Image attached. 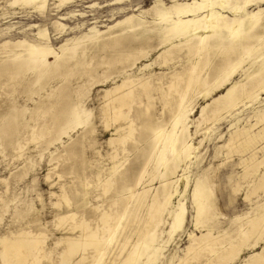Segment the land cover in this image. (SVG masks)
Masks as SVG:
<instances>
[{
	"label": "bare ground",
	"instance_id": "1",
	"mask_svg": "<svg viewBox=\"0 0 264 264\" xmlns=\"http://www.w3.org/2000/svg\"><path fill=\"white\" fill-rule=\"evenodd\" d=\"M55 1L54 7L60 8L73 0ZM47 3L48 0L9 1L10 6L34 8L41 15L44 14ZM94 5L95 3L89 6ZM134 10L138 13L125 15L115 23L105 25L108 30L116 29V27L117 30L103 34V31L98 30L94 24L86 32L66 37L57 47L52 45L51 35L45 25L36 23L29 25L30 28L36 29L32 32L33 34L31 33V38L20 36L6 38L0 42V48L12 58L13 62H16L14 59L23 58L24 62L28 63L29 71H37L33 77L35 82L42 80L49 71L57 72L72 61L76 64L82 63V57L87 52L89 43L100 50L110 48L113 52L117 51L120 53L118 56L125 52V55H122L125 57L131 56L135 50L146 55V52L142 50L143 45L150 39L156 38V40L159 39L158 46L161 49L157 54V57L161 58L160 64L168 65L176 59L186 58V63L179 64V69L172 68L168 72L165 81L157 78L158 84L155 89L160 92L163 108L169 106V119L162 124L154 123L155 121L153 122L149 115V106L143 108L145 109L143 111L145 125L144 122L141 124L146 129L144 128L145 131L142 130L143 134L140 135H143L142 139L148 144L144 152L139 151L142 152V158L140 157L142 162L132 169L134 180L130 176L133 181L128 182L129 179L126 178L129 174L124 177L125 173L122 171L125 170H121L122 162L118 156L120 152L126 156L129 154L130 149L127 150L126 143H137L134 139V121L131 118L132 107L135 99L140 96L151 98L152 84L148 80L141 81L126 76L119 83L105 90L100 107L103 125L106 129L111 126L114 130L106 142L111 149L107 154L110 166L104 167L98 163L94 179L91 183L85 182L84 186L82 185L85 189L78 194L85 199L88 194L87 186H93V192L97 195L94 200L103 201L102 204L96 202L92 209L88 207L95 213L94 218L88 220L82 215L83 212L78 215L77 212L72 211L73 208L59 213L55 220L56 226L60 227L68 223L66 232L68 231L69 235H61L51 242L53 244L48 246L49 248L46 245L47 234L41 230L10 231L0 236V264H104L106 258L109 264H158L170 240L183 231L187 214L188 190H190L189 200L193 209L192 224L195 229H200V234L193 231L188 233L190 243L184 249V256L178 258L177 264H193L194 262L196 264H229L240 257L244 247L257 248L260 241L263 242L262 248L251 252L239 264H264V200L254 205L256 210L253 209V213L247 212L232 218L235 222L238 220L243 222L239 224V229L235 233L236 237L228 239L225 233L213 232L215 228L213 220L216 219L217 214L212 211L213 189L206 176V170L203 169L192 181L187 174L188 168L193 163L191 159L196 160L198 156L194 154L195 149L208 137L205 133L210 129L205 126L204 135L198 140L197 145L192 143L188 121L189 116L194 112L193 94L205 98L214 91L224 88L222 93L201 107L200 114L196 116L197 120H194L197 122L196 132L202 129L201 121L214 125L226 117L232 118L233 122L230 124L231 130L226 143L217 148L226 146L227 154L232 153L233 150L241 155L248 154L247 157L240 159V165L243 167L241 178L247 182L243 199H249L258 191L264 193V106L253 108V114L246 115L245 123L242 125L239 123L240 118L235 116L240 113V107L246 109L260 102V95L264 93V0H170L168 4H165L163 0H153V4L148 8L136 7ZM148 13L151 14V20L146 21L140 18L145 14L147 17ZM111 16L113 17V14ZM64 18L65 16H58V19L51 22L54 36H60L67 30L72 31L77 27V25L67 26L59 20ZM138 26L142 27L138 28ZM127 29L133 32L137 30L139 39L137 37L132 42L122 37ZM102 35L110 36L100 42L99 37ZM251 39H255L253 42L257 41V44L250 46ZM236 47L240 50L238 53ZM214 49H222V62L219 60L221 63L219 62L218 65H216L218 60L214 62L215 65L210 63L213 57L211 52ZM232 54H235L234 58H231ZM137 59L130 64L134 66ZM122 60L124 61L123 58ZM20 64L24 65L21 62ZM246 65L248 66L245 67ZM11 66L13 67V64ZM43 67L45 70L42 69ZM239 70L242 72V77L234 80ZM24 71L27 70L24 69ZM9 73L12 72L7 71L6 74ZM63 102L66 103V101ZM86 119H88V113L78 105L68 106L60 115L54 117L58 136L61 137L75 127L85 124ZM4 121L6 122V119ZM11 123H14V120L5 125L2 124L0 128L2 136L12 134ZM221 137L219 135L218 139ZM133 145H129V148L133 149L135 147ZM21 147L18 145L19 150ZM258 152H262L263 156L259 157ZM98 153L101 155L100 152ZM150 165L153 168L151 172H148ZM50 174V171L47 172L46 180L50 179ZM154 179L158 180V185L150 187ZM241 186V182H235L231 189L237 192ZM60 188L62 189L60 194L51 192V195L57 198L53 205L59 207L64 203L70 207L72 200L69 194L64 185ZM149 193L151 197L148 199ZM104 202L106 207H102ZM142 208L145 209L143 216L139 215ZM133 223L137 224L138 228L135 229L136 238L130 240L123 233ZM252 236L254 240L249 241ZM200 259H204L203 262ZM170 264H172L171 260Z\"/></svg>",
	"mask_w": 264,
	"mask_h": 264
},
{
	"label": "rangeland",
	"instance_id": "2",
	"mask_svg": "<svg viewBox=\"0 0 264 264\" xmlns=\"http://www.w3.org/2000/svg\"><path fill=\"white\" fill-rule=\"evenodd\" d=\"M9 1L11 0H0V42L4 41L6 38H18L20 36L31 38L32 32H35L36 29L30 28V26L36 23L45 25L47 31L51 35V42L54 47H57L66 37L79 34V32H86L88 28L94 24L98 30L103 31V34L117 30V27L116 29L113 28L108 30L105 25L109 26L118 19H122L125 15L138 13V11L134 10L136 7L143 9L153 4V0H73L60 8H55L54 5L56 1L48 0L44 8V14L41 15L38 11L34 10V8H22L16 5L10 6ZM163 2L168 4L170 0H163ZM93 3H95V5L90 7L89 5ZM112 14L113 17L111 16ZM147 15V17L146 14L142 15L140 18L146 21L151 20V14L148 13ZM58 16H65L64 19L59 20L67 26L73 27L77 25V27L72 31L67 30L60 36H54V28L51 22L54 19H58ZM94 21H96V23H94ZM79 25L80 27H78ZM142 26H138V28ZM129 31L131 30L127 29V31H124L125 33L122 37L132 42L136 40L137 37V39H139L140 36L137 34V30H134V32L131 31L132 33H129ZM108 36L110 35H102L99 37L100 39H98L100 42L105 41L106 38H109ZM131 36L133 38H131ZM254 40L255 39L250 40V46L257 44V41L253 42ZM158 42L159 39L156 40V38H152L148 43L143 45L144 48L141 47L143 48L142 50L146 52V55H142L135 50L132 52L133 56L125 57L122 56L123 54L125 55V52H122V55L118 56L120 53L117 51L113 52L110 48H103L100 50L98 47L96 48L93 44L89 43L87 45V52L82 57L83 64H76V62L74 63V61H72L73 63H68V67L64 66L65 68L57 72L49 71V73H47L48 75H45L47 79L44 77L45 79L43 78V82V79L35 82L33 77H35L37 71H29L27 66L28 63H25L23 58L14 59L16 62H13L12 58L6 55L4 50L0 48V70L3 69V71H0V75L2 74L0 76V90L2 91H0V128L13 120L15 123H11V135L2 136L0 132V236L8 234L10 231L16 232L19 229H30L33 231L41 230L47 234L48 240L46 245L47 248H49L53 244L51 242H54L61 235H69L68 231L66 232L69 226L68 223H64L60 227L56 226L55 220L59 213L65 212L68 208V210L73 208L72 211L77 212L78 215H81L83 212L82 215L88 220L94 218L95 213L91 210L92 206L96 202L102 204L103 201L94 200V197L97 195L96 192H93L94 188L92 185L87 186L88 194H86L85 199H82L78 194L85 189V187H83L85 182L89 181L91 183V180L94 179L93 176L98 163H101L104 167L110 166L107 154L111 149L106 142L114 130L111 126L106 129L103 125L104 122L101 117L100 107L104 100L105 90L119 83L126 76L141 81L148 80L152 84L151 98L148 99L145 96H140V98L135 99L132 107L131 118L134 121V139L137 143H126L127 150L130 149L132 152L128 150L129 154L127 156L120 152L118 156V159L122 162L123 169L121 168V170H125L122 171L125 173L124 177H126V174H129L126 178L127 180L129 179L128 182L134 180V177H132V169L141 164L142 159H140V157L142 158V152L146 150L148 144L142 139L143 135H140L141 133L143 134V131L146 129L144 127L145 116L143 115L145 109L143 108L149 106V115L152 121H155L154 123L162 124L169 119V106H165L166 109L163 108L160 92L155 89L158 84L157 78H160V81H165V76H167L172 68L179 69V64L186 63V58H184L182 60L176 59L168 65L160 64L159 61L161 58L157 57V54L161 49H159ZM237 47L239 49V45ZM237 47L236 51L238 53L240 50H237ZM219 50L214 49L212 51L214 53L211 52L213 55V57L211 55L212 58L210 59L211 65H215L214 62L217 60L216 65H218L220 61L222 62V49ZM233 56L235 57V54H232L231 58H234ZM120 59L122 62H120ZM135 59H137V63L132 66L130 63ZM247 61H249V59H247ZM20 62L24 63V65L20 64ZM9 64H13V67ZM14 64L16 66H14ZM3 66L5 68H3ZM22 66L27 70L26 72ZM6 68L7 71L15 73L6 74ZM42 69L45 70V67ZM42 69L40 68V72H42ZM69 69H72L74 72ZM115 69L116 71H114ZM121 69L123 71H121ZM8 75H10V77L12 75V77L10 78ZM241 77L242 72L239 70L235 74L234 80H238ZM36 83L38 85L39 83L42 84L38 86ZM223 91L224 88H220L205 98L198 95L196 96L195 93L193 94L195 96H193L194 112L189 116L190 120L188 121L192 143L195 146L197 145L198 140L204 135L203 131L205 126L210 127V129L205 133L208 137L202 141L197 149H195L194 154L198 156L196 160L194 158L191 159L193 163L188 168L187 174L192 181L203 169L206 170V176L209 178L213 189L212 211L218 215H216V219L214 218L213 220L215 227L213 232L215 234H217V231H219V234L225 233L226 238L232 239L236 237L235 233L239 229V224L243 222V220H238L236 221L238 223H236L232 218L247 212H249V214H251V212L253 213V211L256 210V204L263 202L264 193L258 191V193L252 195L249 199H243L247 190V182H244L241 178L243 167L240 165V159L247 157L248 154L241 155L234 150L233 152L236 154L233 152L227 154L226 146L221 149L217 148L219 145L226 143L229 130H231L230 124L233 122L232 118L226 117L216 122L214 125L201 121L200 128L202 129L196 132L198 129L196 128L197 122H194V120H197L196 116L200 114L199 111L201 107L211 102L210 100H212L213 97L218 96ZM63 96H67V98ZM259 100L260 102L246 109L240 107V113L235 115L236 118H240V125L245 123L244 117L246 115L253 114V108L257 106L261 108V106H264V93L260 95ZM63 101H66V103ZM144 103L146 105H144ZM70 105H78L82 110L88 113V119H86L87 121H85V124L75 127L67 134H63L60 137L56 130L57 124L55 123L54 117L60 115ZM151 105L154 106L151 107ZM9 115L14 116L11 117ZM141 116L144 119H140ZM4 117H6V122L4 121ZM139 120L141 121L139 122ZM3 121L4 124L2 123ZM141 123L144 125L142 126ZM136 135L140 136L137 137ZM219 135L222 136L220 139H218ZM18 145L22 146L20 149L21 151ZM129 145H133L135 149H131L132 147L129 148ZM98 152H100L101 155ZM257 154L259 157L263 156L262 152H258ZM135 156L136 158H134ZM133 161L135 162L133 163ZM152 168L153 166L150 165L148 167V172H151ZM49 171L51 172V177L49 180H46L45 175ZM130 176L133 180L130 179ZM119 182L121 183L120 179ZM235 182H241L242 185L237 192H233L231 189L232 184ZM61 185H64L65 190L72 200L71 208L67 207L64 203L59 207L53 205V202H55L57 198L51 195V192L60 194L62 191L60 188ZM157 185L158 180L154 179L150 187ZM76 190L78 192H75ZM189 194L190 190H188L186 195L187 214L183 225V231L177 233L170 240L164 250L163 258H161L158 264H170V260L172 264H177L178 258L184 256V249L190 243L188 233L193 231L198 235L200 234V229H195L194 224H192L193 209L189 200ZM150 197L151 194L149 193L148 199ZM80 203L82 204L80 205ZM104 206L106 207L105 202L102 207ZM88 207L91 209L89 210ZM92 213L94 214L92 215ZM144 213L145 209L142 208L139 215L143 216ZM63 227L65 229H63ZM136 228H138L137 224L133 223V225L124 230L123 234L127 235L130 240H133L136 238ZM78 233L79 232H77V234ZM250 238L249 241L254 240L253 236ZM262 246L263 242L260 241L258 246H256L257 248H249V250L244 247L245 249L242 250L240 257L237 258L238 260L236 259L229 264H239L244 257L248 256L251 252L260 250ZM203 260L204 259H200L201 262H203ZM104 264H109L107 258ZM193 264L196 263L194 262Z\"/></svg>",
	"mask_w": 264,
	"mask_h": 264
}]
</instances>
